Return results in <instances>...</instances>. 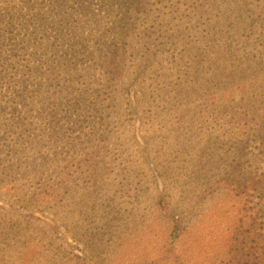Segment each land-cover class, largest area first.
Instances as JSON below:
<instances>
[{"label":"trees","instance_id":"16d2710c","mask_svg":"<svg viewBox=\"0 0 264 264\" xmlns=\"http://www.w3.org/2000/svg\"><path fill=\"white\" fill-rule=\"evenodd\" d=\"M55 4L57 14L46 19V33L29 42L30 47L23 39L18 50L10 51L12 36L8 31L13 21L2 11L4 4L0 2V35L5 34L0 36L4 39L0 43L9 46L0 55V85L11 70L18 68L28 80L36 77L34 87L40 84V91L45 89L53 101L60 98V104H56L60 108L64 102L58 90L72 82L69 78L75 79L77 65L73 58L78 53L83 58L98 57L97 52L79 45L85 35L99 32L105 48L111 50L114 46L117 50L136 52V56L140 53L146 66L155 64L150 56L155 52L160 58L156 67L159 76L143 86L152 96L147 106L149 113L166 115L164 120L170 130L163 139L175 143V152L180 151L182 143L177 138L183 134L205 146L201 161L192 160L190 165L179 166L184 172L180 175L189 176L193 182L203 180L202 186L210 194L204 195L211 200L226 197L232 206L239 205V215L225 236V250L217 264H264V0H57ZM236 13L237 23L229 22L228 18ZM216 18L220 22H214ZM223 18L227 28L238 25V29L214 33ZM244 22L249 26L241 32L239 24ZM37 30H43L41 25H34L32 32ZM56 40L64 48L73 42L72 54H59L55 48L60 46L53 44ZM114 53L104 59L105 67L91 60L84 64L101 83L85 93L89 96L87 101L78 102L84 119L66 122L59 120L55 111L40 124L44 137L50 134V139L56 138L59 128L64 141L75 140L72 136L88 131L90 138L83 142L122 147L125 131L112 120V104L117 100L115 93L121 89V75L132 59L121 64L119 53ZM219 75L224 76L222 81L216 80ZM63 92L71 99V88ZM97 99L104 109L94 111ZM122 107L115 108L122 110ZM81 145V140L64 144L54 161L74 155L73 150ZM113 156L107 164H111V171H116L129 155L118 151L112 161ZM68 170L59 165L45 168L39 184L31 181V207L55 200L56 194L65 188ZM176 184L165 185L154 199L153 213L164 229L163 245L156 251L158 258L152 260L143 255L141 262L137 259L132 264H197L194 255L204 253L194 243L186 247L192 233L188 211L175 203L166 189L175 188ZM137 189L146 187L141 184ZM0 264H6L3 256Z\"/></svg>","mask_w":264,"mask_h":264},{"label":"rangeland","instance_id":"374dc122","mask_svg":"<svg viewBox=\"0 0 264 264\" xmlns=\"http://www.w3.org/2000/svg\"><path fill=\"white\" fill-rule=\"evenodd\" d=\"M56 1L0 0L4 4L2 11L13 21L8 32L12 36L11 43L15 42L10 43V51L18 50L23 39L24 44L30 47L29 42L46 33V19L57 14L54 11ZM237 14L231 15L228 21L237 23ZM225 19H221V25L214 33L238 29V25L227 28ZM214 22L220 20L216 18ZM35 24L41 25L43 30L33 33ZM239 25L241 32L249 26L247 22ZM0 36L5 37V34ZM103 39L97 32L78 41L85 50L97 52L98 57L93 60L78 53V57L73 58L77 65L75 79L69 78L72 82L58 90L64 102L60 108L56 106L60 104V98L53 101L45 89L40 91V84L34 87L36 77L28 80L21 76L18 68L11 70L9 77L0 85V257H4L6 264H132L137 259L141 262L143 255L155 260L159 255L156 251L163 245L164 229L160 228L153 213L156 212L154 199L165 185L176 182L175 188L166 189L174 202L188 211L187 221L192 226V233L186 247L194 243L204 251L200 256L199 253L194 255L197 264H217L225 250V236L239 215L238 203L232 206L226 197L211 200L204 195L210 194L202 186L203 180L193 182L189 176L180 175L184 172L178 169L179 166L190 165L192 160L195 163L201 161L205 146L180 131L183 135L177 139L182 145L180 151L175 152V143L163 139L170 130L164 120L166 115L158 117L149 113L147 106L152 96L143 86L158 78L159 56L151 52L155 64L146 66L140 59V53L136 56V52L117 50L114 46L107 49ZM3 40L0 38V42ZM53 44L60 46L55 50L61 55L64 52L72 54L70 49L75 46L72 42L64 48L57 40ZM8 48L0 43V55ZM115 51L119 53L121 64L128 58L132 59L121 75V89L115 93L117 100L112 104V120L125 131L122 147L83 142L90 138L88 131L72 136L76 137L75 140L67 138L64 141L59 128L56 138L50 139V134L44 137L46 134H42L40 124L55 111H58V119L66 122L84 119L80 116L78 102L87 101L89 96L85 93L101 84L98 76L92 77L84 64L91 60L97 61L99 67H105L104 59L114 55ZM137 63L140 64L139 69ZM223 79L221 75L216 78L218 81ZM231 81L229 85L232 87ZM161 85L163 87L164 83ZM67 88H71V99L63 92ZM131 97H134L132 101ZM98 104L97 99L94 111L104 109ZM119 105H123L122 110L115 108ZM78 140L82 145L73 150L74 155L54 161L64 144ZM118 151L129 156L120 164V170L111 171V164L107 163L111 161V155H114V160ZM58 165L69 169L64 190L56 194V199L50 204L31 207L32 182L39 184L45 168ZM141 184L145 190L137 189ZM195 203L200 205L189 207ZM31 217L33 223L29 220Z\"/></svg>","mask_w":264,"mask_h":264}]
</instances>
